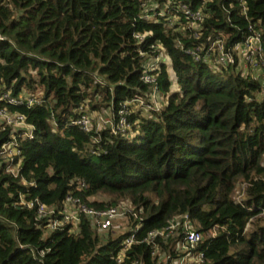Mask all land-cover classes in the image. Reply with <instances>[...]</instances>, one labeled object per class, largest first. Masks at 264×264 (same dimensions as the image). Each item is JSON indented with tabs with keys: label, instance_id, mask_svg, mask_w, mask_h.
I'll return each instance as SVG.
<instances>
[{
	"label": "trees",
	"instance_id": "trees-1",
	"mask_svg": "<svg viewBox=\"0 0 264 264\" xmlns=\"http://www.w3.org/2000/svg\"><path fill=\"white\" fill-rule=\"evenodd\" d=\"M168 1L0 0V109L22 115L34 135L0 122V264H117L123 236L104 239L85 218L75 234L47 233L36 206L22 203L59 207L68 192L96 208H142L139 239L188 214L206 264H264V85L235 71L236 57L216 70L186 53L216 39L228 50L249 26L264 48V0H173L206 13L198 39L142 18L147 4ZM143 33L151 35L138 45L134 35ZM152 45H161L176 76L160 64L165 105L131 114L132 137L98 131L96 122L89 132L70 125L84 103L92 117L108 111L115 122L125 101L147 94L139 53L158 55ZM6 94L40 104L13 105ZM12 142L19 154L9 161L1 150ZM238 180L246 187L236 202ZM155 243L173 255L174 242ZM127 257L122 264H156L145 244Z\"/></svg>",
	"mask_w": 264,
	"mask_h": 264
},
{
	"label": "built area",
	"instance_id": "built-area-1",
	"mask_svg": "<svg viewBox=\"0 0 264 264\" xmlns=\"http://www.w3.org/2000/svg\"><path fill=\"white\" fill-rule=\"evenodd\" d=\"M174 4L173 0H170L160 8L155 2L149 3L143 8L141 16L144 20L154 23L161 22L176 32L189 30L192 32L193 38L198 39L202 30L201 23L206 13L201 8L191 11L186 5L176 6ZM248 31L249 35L242 43L228 50L224 47V40L216 39L210 45L199 46L193 51L186 50V53L192 57L193 61L202 62L216 70L233 64L236 57V68H239L238 70L243 75L250 74L264 85L262 35L252 26H249ZM150 35L151 33L135 34L134 39L138 45H141ZM155 47L160 50L156 56L139 53L141 57H145L140 80L144 85L150 86L147 94L125 101L118 111L119 118L115 122L108 111H102L97 117H92L89 115L87 104L84 103L77 110L79 117L73 119L70 125L89 132L93 122H96L98 131L110 128L115 135L130 136L133 132L127 119L131 114L136 111L144 114L149 109L158 110L160 108L155 106L154 100V97L162 96L157 83L160 64L168 67L169 78L172 81L176 79L175 73L170 68V58L165 54L161 45H152L150 48L154 49ZM2 99L13 105L25 103L28 107L40 104V101L34 97L17 100L6 94L2 96ZM0 122L12 126L14 132L22 131V138L32 140L34 137L33 127L26 124L25 118L18 113L11 114L5 109H0ZM12 139H14L13 136ZM1 151L9 161L19 154L16 144L13 142L3 145ZM79 186L85 187L84 183H80ZM22 203L28 209L36 206V219L41 221L43 229L47 233L69 227L68 233L75 234L78 231L81 218H85L97 235H106L110 232L123 236L115 254L117 264H122L126 258L128 259V250L138 244L150 247V256L156 264H206L204 253L198 249L203 242V237L197 231L188 214L173 217L163 229L149 231L139 239L137 236L143 225V210L135 207L130 201H122L115 206L106 208H96L75 196L73 192H68L59 207H48L37 201ZM158 238L164 244L174 242L173 255L162 253L161 248L155 243ZM133 264L138 263L134 262Z\"/></svg>",
	"mask_w": 264,
	"mask_h": 264
},
{
	"label": "rangeland",
	"instance_id": "rangeland-1",
	"mask_svg": "<svg viewBox=\"0 0 264 264\" xmlns=\"http://www.w3.org/2000/svg\"><path fill=\"white\" fill-rule=\"evenodd\" d=\"M241 67V66H240ZM239 68H237L235 71H237ZM169 70V69H168ZM239 71V70H238ZM177 88H176V86H173L172 87V90L171 91H173V90H176ZM163 96V95H162ZM162 96H159L158 98H155L154 97V100H155V106L158 108V107H161V105H165V103H166V98L165 97H162ZM145 114V113H144ZM133 136V133H131V135H130V137H132ZM261 165L264 167V155H263V158H262V162H261ZM245 187H246V184L245 183H243L241 180H238L237 181V183H236V185H235V190H234V193L232 194V198L236 201V202H238V201H241V200H243V198H244V190H245ZM105 193L103 194V193H101L100 195H99V197H98V199H102V198H105ZM97 199V198H96ZM251 228H252V226L250 225V226H247L246 227V232H249V230H251ZM100 237H102V238H104V239H106V235H99ZM118 237V233H116V234H113L112 235V238L113 239H116Z\"/></svg>",
	"mask_w": 264,
	"mask_h": 264
}]
</instances>
